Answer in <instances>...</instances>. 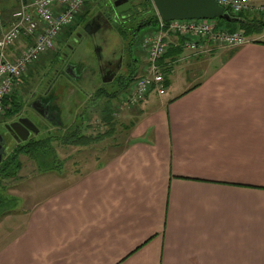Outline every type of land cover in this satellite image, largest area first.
<instances>
[{
    "label": "crops",
    "instance_id": "obj_1",
    "mask_svg": "<svg viewBox=\"0 0 264 264\" xmlns=\"http://www.w3.org/2000/svg\"><path fill=\"white\" fill-rule=\"evenodd\" d=\"M16 4L0 0L5 27ZM246 17L233 49L165 37V100L103 86L65 119L50 103L63 150L32 168L50 182L1 183L0 264H264V15Z\"/></svg>",
    "mask_w": 264,
    "mask_h": 264
},
{
    "label": "built area",
    "instance_id": "obj_2",
    "mask_svg": "<svg viewBox=\"0 0 264 264\" xmlns=\"http://www.w3.org/2000/svg\"><path fill=\"white\" fill-rule=\"evenodd\" d=\"M12 13L9 26L0 35V115L7 110L5 100L11 97L17 81L26 68L40 56L53 49L64 28L75 22L86 3L94 0H25ZM231 12L262 14L263 0H216ZM3 24L0 19V29ZM174 34L183 38L184 48L197 53H209L218 48H235L247 43L239 30L228 31L215 19H189L163 22L158 30L145 36L142 47L146 52L144 73L136 77L130 92L122 102L123 107H133L143 101L150 92L166 93L165 75L158 60L166 53L163 38ZM22 37L28 43L18 47ZM19 50L10 54L13 49Z\"/></svg>",
    "mask_w": 264,
    "mask_h": 264
},
{
    "label": "rangeland",
    "instance_id": "obj_3",
    "mask_svg": "<svg viewBox=\"0 0 264 264\" xmlns=\"http://www.w3.org/2000/svg\"><path fill=\"white\" fill-rule=\"evenodd\" d=\"M24 2L26 1L17 0L18 6L15 7V9H10L9 14L6 16V20L9 19L11 14L20 7L21 3ZM87 7L88 5L85 6V8ZM99 13L106 15L108 14V16L112 18V21L110 22V24L108 22H105V25L100 28L99 32L97 31V34L93 36L85 35L81 30V26L85 21H88V19ZM2 22H4V20ZM120 23H123V27L127 30L126 38H123L119 33V30L117 29L116 25H119ZM133 25L134 23L132 21H124L119 13L113 11L110 0H103L100 2V7L96 5L85 15L80 23L75 25L70 36L67 35V31L69 29V27H67L62 33V40L60 44L56 42L53 50H50L43 56H40V58L35 61L34 64L28 67L26 75L19 80V86L15 89V94L18 102L22 105L20 113L30 117L31 120L38 126L39 130L35 135L36 139L54 135L58 136L63 133V129L54 128L53 123L45 121L44 119L39 117V115L35 113L32 107H30V103H32L33 99L38 96H42L45 88L50 85L49 80L51 79V77H54V70L59 67L60 69L63 68L64 65H60L62 56L61 52H65L68 54L67 61L71 62L72 65L77 66L78 71V68H81L82 70L80 71V73L82 74L78 79L73 80L69 77H65V75L63 74H57L54 77L55 81L53 82V84H51L50 91V94L52 96L51 103L53 104V106L56 105V107L60 109L61 118L65 119L67 117V107L75 108L74 115L79 114L78 108H80V103L84 102L88 95L94 93L96 87L104 86L109 91L116 89L117 93L115 94V99L119 98L127 92L128 87H125V83H120L118 77L114 78L111 81H107L105 80V78H102L99 72V65L105 59L112 58L119 64L117 73L122 72L124 75L140 72L143 54L141 53L142 51L138 50V42L139 40H141L142 35L145 34L147 28H142L140 31H137L139 40L137 42L135 41L136 43H133L135 44L132 53L134 62L129 67V71L125 70L127 69V64L131 62V60L128 59V53H126L127 50H125V48L128 42L132 41L134 37L131 29ZM76 32H81V37L76 38ZM22 42L23 41L19 42L18 44L21 45ZM67 44H71L72 49L68 48ZM96 47L100 48L98 52H95ZM225 49L228 50L231 48ZM121 56H123V58H121ZM107 79L109 78L107 77ZM120 86L122 87V89H120ZM117 89H119V93ZM167 97H169V94L160 96V99L165 100ZM115 99L111 100V102ZM89 100H91V96ZM94 118L95 117H93V119ZM8 120L11 119H7L6 121ZM91 122L94 124V122L96 121L93 120ZM94 125H97V123H95ZM1 127L3 128V125L2 121L0 120V128ZM104 129L105 128L98 129L94 126L93 133H96L98 130L103 131ZM50 140L51 139L47 140V143L50 144V147L52 146V148H55V150H63L62 145H56L52 143V141L50 142ZM6 141L7 144L5 151L8 154L14 147V142L10 141L9 137L6 138ZM39 154H41L39 155V158H35L34 160L25 155H21L20 160L22 162V169L20 174H18V177L16 175L15 177L2 180L3 185H7V183H14L15 181L22 183H31L33 181V177H40L41 182H50V174L47 172V170L42 174H31L33 169L41 170L42 168L48 167V157H43V155L47 154V156H49V154H51V149L48 151L39 150ZM4 194L5 192L0 187V196H3Z\"/></svg>",
    "mask_w": 264,
    "mask_h": 264
},
{
    "label": "trees",
    "instance_id": "obj_4",
    "mask_svg": "<svg viewBox=\"0 0 264 264\" xmlns=\"http://www.w3.org/2000/svg\"><path fill=\"white\" fill-rule=\"evenodd\" d=\"M103 0H94L92 2L86 3L80 12V14L77 16L74 23L69 25V29L67 31V35L70 36L72 33L73 28L76 24L80 23L82 19L85 17V15L91 11L96 5L100 7V2ZM132 7L121 14L122 18L128 21H132L134 25L131 27L133 32V39L132 41H129L125 50H127L126 53H128V59L131 60L130 63L127 64L125 69L126 71H129V67L133 64L134 58L132 56L135 41L137 42L139 40L137 36V31H140L142 28H147L149 31H153L156 29L158 24V16L156 14V11L154 9V6L151 2V0H130ZM88 5L87 8L85 6ZM231 16L237 17L240 20L235 22H227L220 18L217 19L218 24L221 26L226 27L230 31L241 29L243 33L247 36L249 33H247L244 28L248 24L249 26L252 24V22L248 21V18L246 17V13H238L234 14L228 9H225ZM101 14V13H100ZM126 16V17H124ZM81 20V21H80ZM112 21V19H110ZM117 29L119 30V33L123 38H126V32L127 30L123 27V23H120L119 25H116ZM67 28V27H66ZM64 31V30H63ZM62 31V33H63ZM62 33L59 34V36L56 39V42L60 44L62 40ZM135 42V43H136ZM164 57V56H163ZM138 73H130L126 76H121L119 79H121V83H125V87H128L129 84L134 80V78L137 76ZM128 83V84H126ZM122 89V87L120 88ZM114 95V94H113ZM96 96H104V97H111L112 94L108 95L106 90L103 87H100L94 91V95H91V101L95 100ZM5 103L10 104L11 107L7 109L4 115V121L7 119H12L17 113L20 112L22 105L18 102L16 98L15 91L11 98L5 100ZM111 114V113H110ZM112 117V114L109 115ZM80 126L76 127V129L71 133H79ZM53 136H47L45 138L41 139H29L28 141L20 144H15V146L12 148L11 152L4 156L2 163L0 164V184L2 183V180L6 178H12L15 177L20 169L22 168V162L20 160V155H26L30 159L39 158V150L48 151L51 149L50 144L47 143V140L50 139ZM57 138H61V140L64 139V134L58 136ZM78 144V142H77ZM44 146V147H43ZM50 155V154H49ZM43 157H48L47 154L43 155Z\"/></svg>",
    "mask_w": 264,
    "mask_h": 264
},
{
    "label": "water",
    "instance_id": "obj_5",
    "mask_svg": "<svg viewBox=\"0 0 264 264\" xmlns=\"http://www.w3.org/2000/svg\"><path fill=\"white\" fill-rule=\"evenodd\" d=\"M116 13H123L131 8L128 0H111ZM153 6L161 20L167 22L171 20H187V19H214L220 18L227 22H235L240 20L231 16L224 8L218 4L216 0H151ZM86 30V29H85ZM90 33L89 30H86ZM100 49L95 48V52ZM109 80V79H105ZM4 127L9 131L10 135L16 141L21 143L26 141L31 132L37 133L34 124L28 118H18L15 121L7 123ZM5 137L0 134V162L4 153Z\"/></svg>",
    "mask_w": 264,
    "mask_h": 264
},
{
    "label": "flooded vegetation",
    "instance_id": "obj_6",
    "mask_svg": "<svg viewBox=\"0 0 264 264\" xmlns=\"http://www.w3.org/2000/svg\"><path fill=\"white\" fill-rule=\"evenodd\" d=\"M112 9L114 12H116V8L113 5V2L110 1ZM112 18H110L108 16V14H96L93 17H91L90 19H88V21H85L83 23V25L81 26V30L82 32L87 35V36H93L95 34H97L100 30V28L103 27V25H105V22H108L110 24ZM107 24V23H106ZM89 30L90 33H87L86 30ZM98 31V32H97ZM76 38L81 37V32H76L75 35ZM74 37V38H75ZM67 47L72 49L71 44H67ZM98 48V47H96ZM62 56H61V61H60V65L63 64V68L60 69L57 68L56 70H54V77L57 74H63L65 75V77H69L71 79H78L80 77V71L81 68H78L79 71L77 70V66L72 65L71 62L67 61V56L68 54L65 52H61ZM119 67V64L117 62H115L112 58H108L105 59L103 62L100 63L99 65V72L102 78H111L112 76L115 75V72L117 71V68ZM54 77H51V79L49 80V84L45 90L42 96H38L35 99H33L32 103H30V107H32V109L35 111V113H37V115H39V117H41L42 119H44L45 121H49L53 124H56L59 122V120L57 119V115L56 112L54 111V109L51 107V84H53ZM50 96V99H49ZM18 118H28L31 120L30 117L25 116L23 114H18L15 118H13L12 120H10L7 123H10L12 121H15ZM32 121V120H31ZM3 124V128H0V134H2L5 137V144H6V138L9 137L10 141H14L13 137L10 135L9 131L4 127L5 124ZM32 123L35 126V129L33 128V130H39L38 127L36 126V124L32 121ZM37 133H35L34 131L30 133L28 139L34 137ZM27 139V140H28ZM4 144V145H5ZM5 147V146H4ZM5 156V151L3 153L2 156V160L0 163H2L3 158Z\"/></svg>",
    "mask_w": 264,
    "mask_h": 264
}]
</instances>
